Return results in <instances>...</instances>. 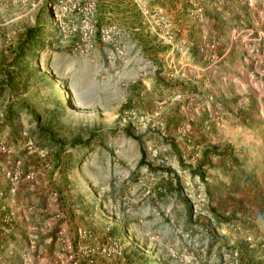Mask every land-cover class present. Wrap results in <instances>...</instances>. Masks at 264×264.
Segmentation results:
<instances>
[{
    "label": "rangeland",
    "instance_id": "rangeland-1",
    "mask_svg": "<svg viewBox=\"0 0 264 264\" xmlns=\"http://www.w3.org/2000/svg\"><path fill=\"white\" fill-rule=\"evenodd\" d=\"M0 264H264V0H0Z\"/></svg>",
    "mask_w": 264,
    "mask_h": 264
},
{
    "label": "trees",
    "instance_id": "trees-1",
    "mask_svg": "<svg viewBox=\"0 0 264 264\" xmlns=\"http://www.w3.org/2000/svg\"><path fill=\"white\" fill-rule=\"evenodd\" d=\"M49 18H52V16L50 15ZM37 43L38 40L36 34H33L31 30H26V32L23 34V36H21L20 40L15 46V51H17V54L14 57V62L25 59V55L27 53L35 50V47L38 46ZM51 81H53V78H48L45 80V83H49ZM41 109H43V106H41ZM36 119L38 120V117H36ZM100 204H102L101 200Z\"/></svg>",
    "mask_w": 264,
    "mask_h": 264
}]
</instances>
